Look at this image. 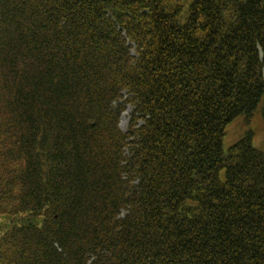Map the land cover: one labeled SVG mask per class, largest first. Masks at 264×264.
Here are the masks:
<instances>
[{"label":"trees","instance_id":"16d2710c","mask_svg":"<svg viewBox=\"0 0 264 264\" xmlns=\"http://www.w3.org/2000/svg\"><path fill=\"white\" fill-rule=\"evenodd\" d=\"M257 113L264 0H0V264H264Z\"/></svg>","mask_w":264,"mask_h":264},{"label":"rangeland","instance_id":"374dc122","mask_svg":"<svg viewBox=\"0 0 264 264\" xmlns=\"http://www.w3.org/2000/svg\"><path fill=\"white\" fill-rule=\"evenodd\" d=\"M131 112L132 108L127 107L126 111L120 116L119 126L124 132L128 131ZM249 132H253L254 147L264 152V120L259 113L249 121H246L244 117H239L231 122L226 128L223 148L226 149L234 145Z\"/></svg>","mask_w":264,"mask_h":264}]
</instances>
